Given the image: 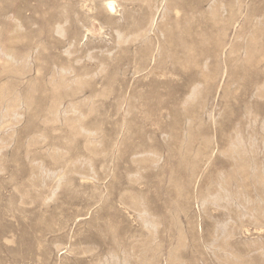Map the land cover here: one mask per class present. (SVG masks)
I'll use <instances>...</instances> for the list:
<instances>
[{"label": "rangeland", "instance_id": "374dc122", "mask_svg": "<svg viewBox=\"0 0 264 264\" xmlns=\"http://www.w3.org/2000/svg\"><path fill=\"white\" fill-rule=\"evenodd\" d=\"M0 0V264H264V0Z\"/></svg>", "mask_w": 264, "mask_h": 264}, {"label": "bare ground", "instance_id": "6f19581e", "mask_svg": "<svg viewBox=\"0 0 264 264\" xmlns=\"http://www.w3.org/2000/svg\"><path fill=\"white\" fill-rule=\"evenodd\" d=\"M106 8L109 12L113 13L115 12V3L112 0H109L105 3Z\"/></svg>", "mask_w": 264, "mask_h": 264}]
</instances>
